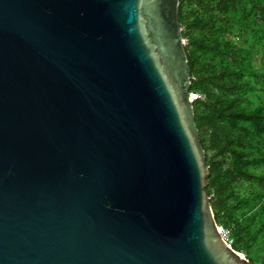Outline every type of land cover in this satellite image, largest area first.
Here are the masks:
<instances>
[{"label":"water","instance_id":"water-1","mask_svg":"<svg viewBox=\"0 0 264 264\" xmlns=\"http://www.w3.org/2000/svg\"><path fill=\"white\" fill-rule=\"evenodd\" d=\"M180 0H0V264H252L221 236Z\"/></svg>","mask_w":264,"mask_h":264},{"label":"trees","instance_id":"trees-1","mask_svg":"<svg viewBox=\"0 0 264 264\" xmlns=\"http://www.w3.org/2000/svg\"><path fill=\"white\" fill-rule=\"evenodd\" d=\"M178 21L215 221L264 264V0H180Z\"/></svg>","mask_w":264,"mask_h":264},{"label":"built area","instance_id":"built-area-1","mask_svg":"<svg viewBox=\"0 0 264 264\" xmlns=\"http://www.w3.org/2000/svg\"><path fill=\"white\" fill-rule=\"evenodd\" d=\"M191 95H192L193 99H196V98H198L200 96L196 92H191ZM217 228H218L221 236L223 237V239L227 242L228 245L231 246L232 239L229 237L228 231L225 228H223L222 226H220V225H217Z\"/></svg>","mask_w":264,"mask_h":264}]
</instances>
